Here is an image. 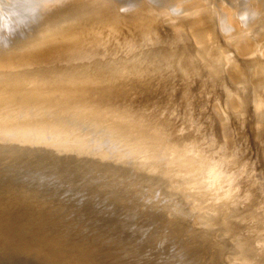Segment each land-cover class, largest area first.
<instances>
[{"label":"bare ground","instance_id":"bare-ground-1","mask_svg":"<svg viewBox=\"0 0 264 264\" xmlns=\"http://www.w3.org/2000/svg\"><path fill=\"white\" fill-rule=\"evenodd\" d=\"M124 3L128 5L124 6ZM146 3L151 12H141L144 5L142 0H0V24L7 25L3 26L4 28L0 27V35L6 36L10 31L15 33L10 32L12 35L8 34V37L3 39L2 36L0 37V80L8 78L10 81V78L17 73L13 71L15 62L18 64L19 62L45 63L56 60L70 49L82 50L84 53L87 51L89 56L92 51L89 48L92 47L93 42L107 41L110 40L107 38L109 35L121 33L122 37H131V42L138 41L134 48L140 51L133 50L131 51L133 53H128L132 54L130 58L145 57L150 61L170 63H173L171 59L175 58L178 63L191 71L202 72L203 69H208L214 74H220L224 70L236 87L248 80L257 89L264 88V65L261 64L264 60V38H262L264 36V0H147ZM161 3L163 7L160 6ZM13 13L17 15L12 16ZM169 14L172 17L171 21L168 20ZM175 19L179 21V25L185 27L187 35L193 39L195 53H192L190 49L192 46L189 48L187 44L181 45L171 41L168 42L169 45L172 44V47L167 49L169 52H164L163 49L168 48V44L158 43L153 38L147 40V35L159 28L157 27L159 23L171 26ZM259 40L263 46H260L261 44L257 46ZM165 45L167 46L164 47ZM151 47L153 48L149 49ZM154 47L160 50L157 49V52ZM232 52L242 61L232 59ZM105 53V50L98 53L91 52L90 57L100 59L104 65L110 62L121 64L113 66L114 69L123 66L124 60H127L124 59L125 57L116 60L104 59L107 56ZM193 61H197L198 64L195 62L194 64ZM223 63H226V69L222 66ZM91 64L94 66L95 61L79 67L78 63L73 65L75 71H80L77 69L85 66L87 70H91L86 74L75 73V75L88 76L94 71L99 79L100 75L105 76L98 70L100 68H90ZM20 66L21 69L23 64L20 63ZM34 66L32 69L42 65L35 66L36 68ZM64 68L60 69L67 71ZM139 68L141 67L137 65H132L129 69L120 68L116 70L117 72L114 71L117 77L110 75L107 80L105 79L107 81L105 84L116 85L120 82L124 85L129 81L130 87L125 90L127 94L125 97H127L129 89H133L131 86L142 87V85L138 80H126L127 77L119 72L141 70ZM250 69L254 72L250 75L254 76L250 78L247 74L245 78V71L249 73ZM27 73L32 72L29 70ZM54 73H58V69ZM15 81L14 84L19 87L17 86L19 79ZM158 82L161 86L167 84L166 81ZM230 96L234 99L233 103L231 102L232 109L236 111L241 109L242 100L246 95L243 96L237 91ZM250 100L249 96L247 104ZM77 102L81 103L82 108L88 105L90 107L87 108H92L93 105H97L89 101L78 100ZM251 102H254L255 111H257L252 115V124L256 128L253 130L262 143L260 137L264 136V92L259 96L255 95ZM139 104L136 107L129 103L126 106L119 103L114 109L120 107L117 111L121 116L119 118L124 122L129 120L141 122L138 124L143 126H140L139 131L143 135L157 137L159 142L156 144L157 147L162 146L161 149L168 147L164 150L154 149L153 154L162 160L157 167L144 159H139L137 153L135 155L131 151L133 156L135 155L133 157L135 160L130 161L132 169L126 168L130 166L129 164L124 167L129 160L124 161L122 158L128 157L124 155L128 149L120 153L122 154L120 159L123 162L118 161L124 166H114L111 164V162L114 164V157L110 156L109 152L94 151L97 141L88 139L89 133L58 124L43 114L35 117L23 114L8 115L4 118L5 121L0 120V138L8 136V139L24 137L28 138L27 140H33V138L49 136V132L52 134L58 131L74 132L71 134L81 138L83 144L79 146L84 147L87 150L85 154L89 156H86V160H79L77 165L73 161H69L67 165H56L85 179L88 178L87 180L114 193L120 192L122 194L119 195L193 230L207 264H218L215 256L220 253L225 257L223 264L236 262L237 264H264V156L258 153L257 150L260 148L255 147L258 145L257 140L250 139V142L246 144L245 140L244 142L238 138L237 142L243 141L244 144L236 147L230 144L231 142L218 139L212 123L205 126L204 121H201L199 127L191 119L186 120L178 130L168 120L163 124L147 125L150 121L145 122L148 116L143 111L148 110L149 104L146 100ZM152 111L155 110L152 109ZM152 117L157 118L155 115ZM49 122L55 124L51 127ZM203 124L206 129L201 126ZM123 130L131 131L130 128ZM182 138H188L189 141L179 144ZM168 140L175 145L164 146ZM179 149L183 153L178 160L172 159L171 154L173 156V153L180 151ZM78 151L82 152L81 149ZM160 152L171 154H160ZM259 152L262 153V149ZM98 157L100 160L94 159ZM146 170H152L156 173L155 176L153 174V177L150 175L151 178H148L149 175H141ZM140 188L151 194L146 201L141 200Z\"/></svg>","mask_w":264,"mask_h":264},{"label":"rangeland","instance_id":"rangeland-1","mask_svg":"<svg viewBox=\"0 0 264 264\" xmlns=\"http://www.w3.org/2000/svg\"><path fill=\"white\" fill-rule=\"evenodd\" d=\"M146 1L147 0H142V2L144 3L143 9L141 11L142 13L151 12L149 11L150 7L146 3ZM126 5H128V3H124V6ZM160 6L163 7V4L161 3ZM16 15L17 13L12 14V16ZM171 19V15L168 16V20L171 21ZM178 23L179 21L176 19L172 21L171 26L168 24L159 23V25H157V27L159 26V28L153 31L152 34L147 35V40H151V38H153V40L158 43L168 44V42L171 41L173 43H178L181 45L187 44L189 48L190 46H192L190 49L191 51H193L192 53H195L193 39L190 38L189 35H187V30H185V27H182ZM3 26L5 27L7 25L5 23L0 24V27ZM10 32L12 34H15L12 31ZM10 32L7 33V37L8 34L12 35ZM1 36L2 39L6 38L5 35H0V37ZM107 38H110V40H99L97 42H93L92 47H90L89 50H92V53H98L105 50V54L107 56L104 59L110 58L112 60H116L120 59L121 57H125L124 59L127 60H124L125 62L123 63V66L115 67L118 69H114L112 67L121 64L110 62L109 64L107 63L104 65V63L102 64L100 62V59H96L93 56L90 57L91 52L88 56L89 53L87 51L86 53H84V51L82 50L75 49L66 50L56 60H49L45 63L19 62L18 64L15 62L13 65L16 64V66L14 67L15 69L13 71H17V73L15 74L16 76L14 75L12 78H10V81H8V78L0 80V120L2 119L5 121L4 118H7L8 115L14 116L15 114H23L33 117L39 114H43L44 116L46 115L50 119L56 121V123L58 124L68 126L75 129L76 131L84 130V132L86 131V134L89 133V138L88 136L86 138H91L94 141L98 142H96L95 144L94 151L98 152L99 150L100 152H102L106 150L105 152H109L110 156L114 157V164L113 162H111L112 159H110L111 161L109 160L108 162H111V164L114 166L123 167L125 165L124 167H126L129 164L130 166L126 168L132 169V162L130 161L135 160L133 157L136 155L135 153H137L139 159H144L149 164L157 167L159 161L162 160L156 157L155 154H153L154 149L164 150L168 147H163L164 149H161L162 146H160L161 148L157 147L156 144L159 143L157 137L146 134L143 135V133L139 131L140 126H143L141 124H138L141 122H138L137 120L131 121L129 119H127L129 121L124 122L123 119H120L121 116L117 111L120 107L114 109V107L119 103L122 104V106H126L129 103V105L131 104L137 107L140 105L139 103L146 100V102H148L149 104L147 106L148 110L143 111V113H146V115L148 116L147 119H145V122L147 123L148 121H150V124L148 123L149 125L152 124V121L154 124H163L168 120V122H170L171 125H173L175 129L178 130V128H180L181 125L189 119L195 121L197 123L195 125L199 127L201 121H204L205 126L206 124L209 125L212 123L214 126V130L218 135V139H220L221 141L226 140L229 143L231 142L230 144L239 147L243 146L245 141V143L247 144V142H250V139L251 141L256 139L258 145H255V147L262 149V153L259 152L260 149H258L257 151L259 154H263L264 156V136L261 135L262 137H260L262 138L261 143L260 139L257 138L258 135L254 133L255 130L253 129L255 128V126H253L252 124V115H254L257 111H255L256 108L254 102H251L255 95L259 96L264 92V88L258 87L257 89V87L248 80L243 85L236 87L231 82L229 75L224 70L220 74H214L213 72H211V70L208 69H203L202 72L196 70L191 71L190 69L188 70L187 67H183L182 64L178 63L177 59L175 60V58L171 59L173 63L165 61L156 62L154 60L150 61L145 57L130 58V55L132 54L128 53H133L131 52L133 50H135L136 52L140 51L138 48H134L137 46L138 41L131 42V37H122L121 33H117L116 35H109V37ZM262 38H264V36ZM260 40L257 46H259V44H261L260 46H263ZM69 45L72 46V44H67V46ZM166 46L167 45H165L164 47ZM170 47H172V44H168V48L166 47V49H162L164 52H167ZM152 48L153 47L149 49ZM231 56H233L231 57L232 59L235 58L234 60L238 59V61H242L241 58L235 57L233 52ZM10 58L12 59V56H10ZM75 61L76 63L80 64L77 65L78 67L87 65V63L91 61H95V65L92 66L91 64L89 67L95 69H97V67L100 68L98 70H100L101 73L105 76L102 77V75H100L99 79L95 76L96 72L94 71L92 75L91 73H89L88 76H76L75 73H79V75H81L86 74L91 70H87L88 68H86L85 66L77 69L80 71H75L73 67V65L76 64ZM246 61L250 60L246 59ZM194 62L198 64L197 61H193V63ZM20 63L21 65L23 64L21 69ZM17 64L19 65L18 68ZM31 64L35 66H42H39L37 68L34 66L36 69H32L33 65L31 66ZM261 64L264 65V60ZM132 65H137V67L140 66L141 68L139 69L141 70H130V72L129 70L125 72L121 71L119 72V74L123 73V75L127 77L126 80H138L139 82H141L139 84H141L142 87L131 86L133 89H129V95L125 97L127 95L125 93L126 88L130 87L128 85L130 83L129 81L124 83V85H121L120 82H117L116 85L105 84L107 82V78L110 75L117 77L114 71L117 72L116 70H119L120 68L129 69ZM222 66L224 67V69H226V63H223ZM38 68L39 70H37ZM60 68L62 70L64 68V70L67 71L64 72ZM57 69L58 73L55 74L54 72H57ZM29 70H31V74L27 73L29 72ZM34 73H37V77ZM251 73L254 74L251 69L249 70V73L245 71V78L247 74L250 78L254 76H251ZM17 75L19 78L17 77ZM65 75L67 76V78ZM56 76L58 78H55ZM125 77L120 78L125 79ZM149 78H152L153 80H150ZM15 79H19V81H17V86L19 87H16V85L14 84V82H16ZM158 81H166L167 84H165V86H161ZM144 83L147 84L144 85ZM237 91H239V94L247 96H245L246 99H243L244 101L242 100V104L244 107L241 106V109H238V111H236V109H232L231 104L233 103L234 99L230 96ZM138 92L141 94H139ZM249 96L251 97V100L250 103L247 104V102H249ZM78 100L89 101L90 103H96L97 105H93L94 107L92 106V108H87L90 107V105L82 108L81 103L77 102ZM240 105L241 104L239 103V106ZM242 107L244 109H242ZM152 109L155 111H152ZM28 110H32V112H28ZM155 113H157L158 115ZM130 115L132 114L130 113ZM154 115L159 119L152 117ZM224 119L226 120L222 121ZM54 124V122H49V125L51 127ZM204 124L201 126H204ZM74 126H76L77 128H75ZM125 128H130L131 131L126 132L125 130H123ZM203 129H206V127ZM71 133L74 132L63 133L61 131H58L55 134L49 132V136L40 139L33 138V140H27L28 138L26 139L24 137H14L13 139L10 137V139H8V136H5L6 138L4 136H1L0 158L38 155L54 164L67 165L69 161H73L75 165H77V162L79 160H86V156L89 155L85 154L87 153V150L84 147L79 146V144H83L81 138ZM176 137L178 136L176 135ZM238 138L245 141H241V143L240 141L237 142ZM83 141L85 140L83 139ZM187 141H189L188 138H182L179 140V144H185ZM166 142L168 145L166 144L164 146L173 147L175 145L169 140ZM111 143L113 144L111 145ZM98 148H100L101 150ZM78 149H81L82 152L78 151ZM125 150L127 151V153H125L124 155H128V157L122 159L124 161H129L128 163L122 165L123 161L122 159H120L122 154L120 153ZM130 151L135 155L133 156ZM162 153L169 154L170 152H160V154ZM182 153V150L173 153V156L170 153L171 158L174 160H178ZM97 155L99 154L97 153ZM99 157L94 159L100 160ZM118 161L122 162L120 163ZM146 172H148V174H146ZM153 174L155 176L156 173L152 170H146L142 172L141 175H151L153 177ZM149 176L148 178H151V176ZM140 190L142 194L140 195L141 200L144 199V201H146L150 198L149 196L151 194L148 191L143 190L142 188H140ZM144 192L148 193L145 194ZM115 193L122 194L120 192ZM146 195H148L147 198ZM215 257V261L218 264H223V262H225V257L221 253L219 255H216ZM235 264H237V262Z\"/></svg>","mask_w":264,"mask_h":264},{"label":"water","instance_id":"water-1","mask_svg":"<svg viewBox=\"0 0 264 264\" xmlns=\"http://www.w3.org/2000/svg\"><path fill=\"white\" fill-rule=\"evenodd\" d=\"M0 264L207 262L193 230L30 155L0 158Z\"/></svg>","mask_w":264,"mask_h":264}]
</instances>
